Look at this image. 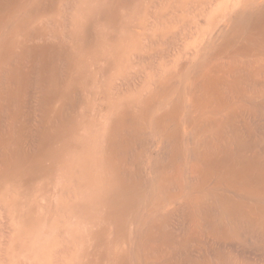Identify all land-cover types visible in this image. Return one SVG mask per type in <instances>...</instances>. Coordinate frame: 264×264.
Segmentation results:
<instances>
[{"label":"bare ground","instance_id":"1","mask_svg":"<svg viewBox=\"0 0 264 264\" xmlns=\"http://www.w3.org/2000/svg\"><path fill=\"white\" fill-rule=\"evenodd\" d=\"M0 264H264V0H0Z\"/></svg>","mask_w":264,"mask_h":264}]
</instances>
